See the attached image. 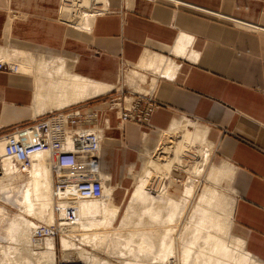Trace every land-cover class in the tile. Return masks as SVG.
Returning a JSON list of instances; mask_svg holds the SVG:
<instances>
[{
	"label": "crops",
	"instance_id": "1",
	"mask_svg": "<svg viewBox=\"0 0 264 264\" xmlns=\"http://www.w3.org/2000/svg\"><path fill=\"white\" fill-rule=\"evenodd\" d=\"M62 6L63 0H0V61L17 63L14 56L24 52L23 62L29 64L30 53L37 52L65 59L69 70L81 77L115 86L122 71L137 68L146 54L164 57L153 72H159L154 88L160 107L151 117L161 137L153 144L144 133L139 158L159 147L175 119L185 117L208 127L218 166L225 163L232 171L227 184L234 195L230 233L264 264V0H105L88 30L61 20ZM35 88L30 72L0 70V139L54 106L42 103L38 108ZM97 97L80 102L86 109L102 106L94 104ZM107 116L112 128L104 133L108 142L102 144V171L110 177L114 205L122 209L132 202L136 188L113 185V167L120 155L127 158L141 145V128L132 123L121 127L114 111ZM135 166L131 163L129 170ZM122 217L116 216L113 225L120 221L114 227L121 226ZM233 225L242 236L232 233ZM121 232H113L95 249L102 244L120 261L124 250H132L126 247L132 239L136 246L129 244L140 252L139 237ZM92 251L80 252L82 264L87 257L103 258Z\"/></svg>",
	"mask_w": 264,
	"mask_h": 264
},
{
	"label": "bare ground",
	"instance_id": "2",
	"mask_svg": "<svg viewBox=\"0 0 264 264\" xmlns=\"http://www.w3.org/2000/svg\"><path fill=\"white\" fill-rule=\"evenodd\" d=\"M71 1L72 3L70 6H68L67 3H63L65 8L63 5L61 13L64 18H62L83 30L90 29L94 16L100 9H103L102 6L103 3H105V0ZM98 4H101V6H97ZM75 7L78 8L77 10H79V12L71 14L72 9ZM15 53L16 52L13 54ZM15 55H17V53ZM10 56L13 57V55ZM23 56L25 57L26 55ZM29 57V64H23V69H21L20 66L19 70H21V72L25 70L26 72H30V75L34 76L36 85L35 96L38 108H40L42 103H46L59 106V108L61 107L62 109L65 108L62 107L64 105L103 95L106 93V88L111 87L73 73L69 70L67 63L64 62L65 59L63 61L58 57L46 56L37 52L30 53ZM163 60L164 57L146 54L139 62L137 68L155 72ZM138 74L140 73L138 72L137 75ZM141 75L145 78L143 74ZM127 76L129 77L128 82H132L133 79L136 78L135 75L132 76L127 74ZM155 82L156 79H154V85L151 89H154ZM207 133L208 127L185 117L183 119H175L172 122L170 128L163 136V140L161 141L162 144L160 143L161 145L158 148L146 152V160L141 175L137 180L136 191L132 197V202L128 205L121 219V226L119 228L112 226V222L116 218V213L118 212L117 206L112 204L113 186L111 185L110 177L101 170V174L107 179L104 188L108 196L103 200H83L77 198L74 203L78 212L77 222L61 230V260L65 254H67L68 257L72 253V249L75 245L73 242L74 233L75 237L82 239L83 242L89 241L92 243L94 237H99L98 234L100 231L110 229L108 231L117 234L120 233L123 228L131 227L130 233L133 235L132 237H139V244L137 245L138 250H141L142 253H147L151 257L152 264H263L245 250L242 241L235 239L231 235L233 198H229L222 194L216 188H204L199 196L197 206L191 208L190 219H187L185 224L179 227L181 219L183 217L185 218L188 198L193 194V180L187 181L186 189L183 194L184 197L182 198L185 202L180 203L169 197L168 206L164 212L165 214L162 209H154L150 206L154 205L156 201L154 204L151 202L150 205L148 204L150 207L147 206V209L144 211V214L149 216V224L144 223L145 219H137L139 221L135 220L136 223L132 220L133 215L136 217L135 210L137 202L139 201L138 199L145 196L146 194L144 193L148 192L145 190L146 186L144 187V185L145 183L148 184L150 181L147 183L146 178L148 179L152 174L154 176V173L160 175L162 178L169 179L174 168L183 166L191 173L201 176L203 172L206 171V167L209 166L206 171L207 175L216 185L224 180L230 184L232 171L227 164L224 163L222 166H218L209 162L210 166L209 163H207L208 159L211 157V150L213 149V144L209 142L206 137ZM4 145L5 143L0 139L1 202L10 205H18L15 202L18 203V201H21V204L25 208L24 211L36 216L43 224L53 225V223L56 224L57 221H62L65 211L64 204L56 200L54 186L55 177L48 161L47 154L43 152L37 153L32 159L31 166L23 169L15 165L5 156ZM192 149L197 151V154H195V150L193 152V154L197 156L196 160L193 159L192 161L185 162L187 153H191ZM24 179L27 180L22 184ZM150 179L151 178L148 180ZM143 189L145 192H143ZM160 193L161 195H166V190L163 189ZM160 193L158 195H160ZM67 194L71 197H75L76 192L73 187H70ZM150 198V201L152 200L154 202V196ZM142 199H140V202ZM146 199L147 198L144 197L143 200L148 202L149 199H147V201ZM1 202L0 238L5 236L1 234L3 228H6L9 233L17 231L20 245H24L25 247L26 245H31L34 249L39 250L35 252L33 249V258L32 261L30 260V264H44L45 262H48V264H57V248L54 238L47 237L41 247H35L33 245V232L37 224L32 222L24 224L23 222V226L22 224L20 225L18 221L10 219L5 215L9 213V210H7L5 205L1 204ZM96 216L100 217L98 222L90 220ZM159 223L161 224V230L157 229V231H161V235L159 233L158 243L156 245L155 228ZM32 225L30 240L28 241L26 238V231ZM189 230H191V233H189ZM9 233L6 234L7 240L13 241L14 239L10 237ZM98 243H101V241L99 240ZM98 243H96V247ZM127 243L126 247L133 250L129 243L132 244L135 243V241L129 239ZM101 246L104 247L100 244V248ZM76 247L78 248L79 246L76 245ZM93 247H95V245H93ZM178 250L181 251L180 260L176 257ZM139 254L140 252L135 250L134 258L127 261V263L140 264L137 258ZM6 256H8V258L12 257V252H6ZM94 260L95 263L93 262V264H109L104 258ZM177 261L179 263H177ZM11 262L13 263L15 261ZM11 262L6 264H11ZM64 262H67V260Z\"/></svg>",
	"mask_w": 264,
	"mask_h": 264
},
{
	"label": "built area",
	"instance_id": "3",
	"mask_svg": "<svg viewBox=\"0 0 264 264\" xmlns=\"http://www.w3.org/2000/svg\"><path fill=\"white\" fill-rule=\"evenodd\" d=\"M0 70L20 72L18 64L5 61H0ZM98 98H106L99 103L104 107L86 109L84 102L75 103L46 113L29 126L1 138L5 156L23 169L31 166L37 153L47 154L55 177L56 200L64 204L62 221L53 225L41 223L34 228L35 247H41L47 237L60 238L62 229L77 222L74 205L77 198L103 200L108 196L104 188L107 179L100 172L104 168L101 156L104 133L112 128L107 113L114 111L121 127L132 123L141 129L155 130L151 117L160 107L155 88L151 92H136L118 85ZM70 187L74 188L75 197L67 194Z\"/></svg>",
	"mask_w": 264,
	"mask_h": 264
},
{
	"label": "rangeland",
	"instance_id": "4",
	"mask_svg": "<svg viewBox=\"0 0 264 264\" xmlns=\"http://www.w3.org/2000/svg\"><path fill=\"white\" fill-rule=\"evenodd\" d=\"M63 3H67L68 6L71 5L72 1L71 0H63ZM64 5V4H63ZM97 6H101V4H98ZM64 8H65V5H64ZM78 8H73L72 9V13L71 14H76L77 12H79V10H77ZM101 11V9L99 10ZM63 17V16H62ZM61 17L60 15V19L63 20V18ZM71 25L74 26V24L70 23ZM24 54L21 53V55H17V56H14V61L17 62L19 64V68L21 66V69L23 64H24V60L26 57L23 56ZM19 56V57H18ZM18 59V60H17ZM25 71V70H23ZM21 72V70H20ZM135 72H139L140 74L137 75V73ZM145 74V78L141 75V74ZM127 74H130L132 76H136L135 79H133V81H129L128 82V76ZM156 74V75H155ZM158 75H159V72H156V73H153V72H143V70H140L139 68H132L131 70H128V69H124L122 71V76L120 78V83L119 85H122L124 86V88L127 90H134L136 92H151L153 91L154 89H151V87L154 85L153 81L154 79H157L158 78ZM140 77V78H139ZM138 82H137V81ZM144 80V81H143ZM135 81V83H134ZM156 86V85H155ZM113 88V89H112ZM118 88V85H115V86H111V87H107L106 88V93L105 94H108L109 92L115 90ZM103 94V95H105ZM116 93H114V96L116 97L117 95H115ZM102 96V95H100ZM103 98V97H102ZM106 99V98H105ZM105 99H101V98H98L97 100H95V103L94 104H98V103H101V102H104ZM100 107H104V105L100 106ZM57 108L54 107V106H51V107H48V108H45L44 110H42L39 114L42 115L43 113H46V112H50L52 110H56ZM61 109V108H59ZM184 117L180 118V119H183ZM194 122H198L196 120H193ZM200 123V122H199ZM140 129V128H139ZM144 133H148L150 135V137H152V143L153 144H157V141L159 139L158 136H160V133L159 132H155V131H149V130H145V129H141L140 132H139V135H140V141H141V145H139L136 150L134 151H131V152H128V157L125 158L124 155H120V160L118 162V165H115L113 167V171H114V174H113V178H112V184L113 185H116L117 187H124V188H130V189H134V187L136 188L137 186V180L139 178V176L141 175V172L143 170V166H144V163H145V160H146V152L148 150H145L144 152L140 153V158H139V148H142V145H143V134ZM131 134H135L134 132L131 131ZM165 134V133H164ZM208 135V133H207ZM179 136V134H178ZM161 137V136H160ZM207 139H208V136H206ZM106 136L104 137L103 139V144H105L106 142H108V140H106ZM163 140V139H162ZM211 142V141H210ZM162 144V143H161ZM160 144V145H161ZM213 144V143H212ZM159 145V146H160ZM103 147V145H102ZM195 149H192V152L191 153H187V158L185 159L187 161H192L193 159L196 160L197 156H195L193 154ZM197 151L195 150V154ZM193 154V155H192ZM101 155H102V151H101ZM126 159V162H124ZM211 163V164H215V165H218L220 164V160L215 156L214 154V146H213V149L211 150V157L210 159H208V162L207 163ZM131 163H136V166L131 170H129L130 168V164ZM209 163V165H210ZM107 164H108V161H107ZM211 166V165H210ZM206 171L208 170L209 166L206 167ZM187 168L183 167V166H178L176 168H174L171 172V177L168 179V178H162L160 175L154 173V176L153 174L150 175L151 177H148L151 178L150 180H147V183L148 181H150L148 184L145 183L144 188L146 191V194L145 196L141 197L140 199H144V197H146L148 200V202L150 201V197L153 198L154 196V202L151 200L149 203L148 202H145V200H141L140 202V199H138L139 201L137 202V207H136V210H135V216L134 215L132 216V220L135 221L137 219H145V221H148L149 220V216L145 215L144 214V211L147 209V206H149L151 204V202L154 204L155 201L156 203L155 204H160V205H150L152 208L154 209H162L163 210V213L166 211V207L168 206V199L169 197H172L175 201L177 202H180V203H183L185 202V200H182V198L184 197L183 194L185 192V189H186V184H187V181L189 180H193L192 182L194 183V190H193V194L191 197L188 198V202H187V205H186V213H185V218L183 217L179 223V227H181L182 225L185 224L186 220L187 219H190V211H191V208L194 207V206H197V203L199 202V196L201 195L202 191L204 190V188L206 187H212V188H216L218 189L219 192H221L222 194L228 196L229 198H232L234 195L232 193V190L229 186H227V182L225 181H221L218 185H216L210 178L209 176L207 175V172L204 171L203 174L201 176H197L196 174L194 173H191L189 170H186ZM1 171V169H0ZM1 176V174H0ZM159 176V177H158ZM153 178V179H152ZM27 179H24L23 183L24 184L26 182ZM145 180V182H146ZM21 187V186H20ZM165 187V188H164ZM143 189V192H145ZM167 190V195H161L160 191L161 190ZM195 191V193H194ZM160 193V195H158ZM120 194H124V192H122L120 190ZM150 195V196H149ZM159 196V197H158ZM146 199V201H147ZM162 199V201H161ZM132 200V198H131ZM130 200V201H131ZM159 200V201H158ZM158 201V202H157ZM0 202H1V199H0ZM114 202L118 205H120V201H119V198H115L114 199ZM145 202V203H144ZM16 204L18 205H10V204H5L4 202H1V204L5 205V207L7 208V210H9V213L5 214L7 217H9L10 219H14L16 221L19 222V224L23 225L26 223V224H29L27 222H32L34 224H41V220L38 219L36 216L30 214V213H27L26 211H24V206L21 204L22 202L21 201H18L15 202ZM130 203V202H129ZM128 203V205H129ZM57 204V203H56ZM112 204L114 205L113 201H112ZM149 204V205H148ZM127 205V206H128ZM149 206V207H150ZM126 209L127 207H123L122 209L121 208H118V212L116 213L117 215H119L120 217H122L124 215V213L126 212ZM22 210V211H21ZM25 213V214H24ZM165 214V213H164ZM24 217V218H23ZM21 219H22V222H21ZM26 220V221H25ZM90 220H92L93 222H98L100 220V217L99 216H96L94 218H91ZM119 221L120 219L115 222V226L119 225ZM139 221V220H137ZM24 222V224H23ZM58 222V221H57ZM57 224V223H56ZM114 225H112L114 227ZM27 226V225H25ZM161 224H157L156 226V234L158 235V230H161L160 227ZM33 225L30 226L27 231H26V238L27 240L29 241L30 239V235H31V229H32ZM25 229V227H24ZM180 229V228H179ZM191 229V228H190ZM77 230V229H76ZM110 229H107L106 231H100V233L98 234L99 237H94V239H92V243L91 242H83L82 239H78L77 237H75V233L73 235V242H74V248L72 249V253L67 257V254L64 255V257L60 258V254L62 253L60 251L61 249V246H60V238H57L56 240L54 239L55 241V244H56V248H57V264H82V259L80 260V255H79V252L83 250L84 253H87V252H90L92 250L93 253H101V254H98L99 256L105 258V259H108L110 260L113 264H123L124 262H122L123 260L127 261V260H132L134 258V252L135 250H124V252H127V254H125L124 256H127L126 259H121L123 258L124 256H120L118 258H120L118 261V259H115V258H112L110 257L109 255V252H111L110 250L107 251L104 247L101 246V248L99 250L95 249L96 248V243H98V241L100 240L101 242H103L104 244L107 243V239L108 237H112L114 236L113 235V232L112 231H108ZM8 230L6 228H3L2 230V235H5L3 237L0 238V264H6L8 262H11V261H15V262H11V264H30V260L32 261V258H33V249L34 247L33 246H27L26 247L24 245H20L19 243V240H18V232L14 231V232H7ZM130 232V230H124L121 232V235H124V237H126L128 235V233ZM7 233L10 234V237L12 239H14L13 241H9L7 240ZM189 233H191V230H189ZM232 233L237 235V236H242L239 229L233 225L232 227ZM13 236H12V235ZM61 237V236H60ZM158 238V237H156ZM158 243V240L157 242H155V244L157 245ZM76 245H78L79 247L77 248ZM93 245H95V247H93ZM9 246V247H8ZM134 246H136V243H134ZM8 247V249H7ZM135 249V247H134ZM32 251V252H31ZM35 252L39 251V250H36L34 249ZM137 251V250H136ZM140 251V254L139 256L137 257L139 260V263L140 264H152L151 263V257L146 253H142L141 250ZM6 252H12V257L8 258V256H6ZM98 252V253H97ZM111 254V253H110ZM133 254V255H132ZM178 254L180 255V251L177 253V257H178ZM112 256V254H111ZM179 258V257H178ZM97 259V258H96ZM67 262H64L66 261ZM75 260H78L75 261ZM115 260H117L118 262H116ZM62 261V262H60ZM93 262L95 263V260L94 259H91L89 257L86 258V264H93ZM44 264H48V262H45ZM85 264V263H83ZM128 264V263H126Z\"/></svg>",
	"mask_w": 264,
	"mask_h": 264
}]
</instances>
